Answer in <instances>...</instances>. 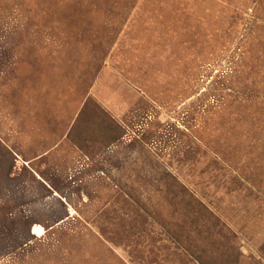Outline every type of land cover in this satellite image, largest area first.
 Masks as SVG:
<instances>
[{"label":"rangeland","instance_id":"1","mask_svg":"<svg viewBox=\"0 0 264 264\" xmlns=\"http://www.w3.org/2000/svg\"><path fill=\"white\" fill-rule=\"evenodd\" d=\"M0 264H264V0H0Z\"/></svg>","mask_w":264,"mask_h":264},{"label":"snow or ice","instance_id":"2","mask_svg":"<svg viewBox=\"0 0 264 264\" xmlns=\"http://www.w3.org/2000/svg\"><path fill=\"white\" fill-rule=\"evenodd\" d=\"M39 231V230H38Z\"/></svg>","mask_w":264,"mask_h":264}]
</instances>
